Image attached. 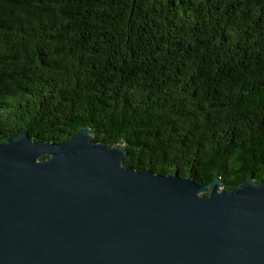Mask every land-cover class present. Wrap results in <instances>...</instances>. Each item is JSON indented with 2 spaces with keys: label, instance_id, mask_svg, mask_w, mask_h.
<instances>
[{
  "label": "trees",
  "instance_id": "obj_1",
  "mask_svg": "<svg viewBox=\"0 0 264 264\" xmlns=\"http://www.w3.org/2000/svg\"><path fill=\"white\" fill-rule=\"evenodd\" d=\"M83 129L135 171L264 181V0H0V143Z\"/></svg>",
  "mask_w": 264,
  "mask_h": 264
},
{
  "label": "water",
  "instance_id": "obj_2",
  "mask_svg": "<svg viewBox=\"0 0 264 264\" xmlns=\"http://www.w3.org/2000/svg\"><path fill=\"white\" fill-rule=\"evenodd\" d=\"M89 130L0 143V264H264L263 180L135 171Z\"/></svg>",
  "mask_w": 264,
  "mask_h": 264
}]
</instances>
